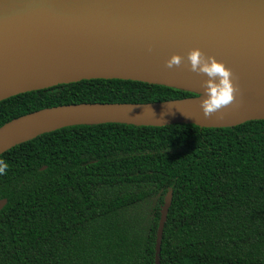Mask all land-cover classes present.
Here are the masks:
<instances>
[{"label": "trees", "instance_id": "obj_1", "mask_svg": "<svg viewBox=\"0 0 264 264\" xmlns=\"http://www.w3.org/2000/svg\"><path fill=\"white\" fill-rule=\"evenodd\" d=\"M193 93L81 80L0 101V126L78 103H155ZM0 264H264V120L228 128L82 124L0 154Z\"/></svg>", "mask_w": 264, "mask_h": 264}, {"label": "water", "instance_id": "obj_2", "mask_svg": "<svg viewBox=\"0 0 264 264\" xmlns=\"http://www.w3.org/2000/svg\"><path fill=\"white\" fill-rule=\"evenodd\" d=\"M60 55L45 68L32 67L0 82V101L81 80H128L161 85L194 97L155 103H78L26 113L0 126V154L40 134L63 127L121 123L161 127L192 124L228 128L264 120V105L213 115L170 112L166 104L199 97L205 75L189 70L187 54L199 49L230 69L239 90L264 93V0H0V72L16 55L38 44ZM172 55L183 61L165 66ZM74 61L76 68H70ZM62 68L65 72H59ZM67 117L93 122L34 131L36 125ZM170 191L163 198L155 233V258ZM0 199V209L5 205Z\"/></svg>", "mask_w": 264, "mask_h": 264}, {"label": "bare ground", "instance_id": "obj_3", "mask_svg": "<svg viewBox=\"0 0 264 264\" xmlns=\"http://www.w3.org/2000/svg\"><path fill=\"white\" fill-rule=\"evenodd\" d=\"M60 55V51L54 46L47 43L38 44L35 48L18 53L12 64H5L0 72V82L14 79L25 72L27 69L32 67L45 68L49 65L51 59ZM70 68H76L77 65L74 61H70ZM59 72H65L62 68H58ZM199 97L196 99H189L182 102L170 103L164 106V109L170 112L179 113H191L203 115L200 108L201 100L205 99V92L198 91ZM264 105V93L256 92L253 90H239L237 95V104L229 106L222 110L224 113H232L243 109L254 108L257 106ZM220 113H217L218 115ZM95 121L92 118L85 119L80 117L78 120L67 117L66 119H54L46 121L40 125H36L34 131L39 132L41 130L51 129L63 124L80 123V122Z\"/></svg>", "mask_w": 264, "mask_h": 264}, {"label": "clouds", "instance_id": "obj_4", "mask_svg": "<svg viewBox=\"0 0 264 264\" xmlns=\"http://www.w3.org/2000/svg\"><path fill=\"white\" fill-rule=\"evenodd\" d=\"M183 58L172 55L165 66L169 69L179 67ZM189 70L197 75H205L207 79L203 82L206 98L201 100L200 108L203 116L209 118L217 113L218 119H223L222 110L237 104L239 88L234 83V76L230 69L222 62H218L212 56H205L199 49H192L187 54ZM9 165L0 159V175H6Z\"/></svg>", "mask_w": 264, "mask_h": 264}]
</instances>
